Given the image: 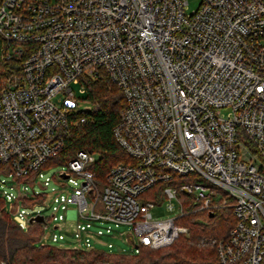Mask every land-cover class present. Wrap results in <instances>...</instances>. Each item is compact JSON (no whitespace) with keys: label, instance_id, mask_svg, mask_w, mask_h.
Returning a JSON list of instances; mask_svg holds the SVG:
<instances>
[{"label":"built area","instance_id":"built-area-1","mask_svg":"<svg viewBox=\"0 0 264 264\" xmlns=\"http://www.w3.org/2000/svg\"><path fill=\"white\" fill-rule=\"evenodd\" d=\"M188 4L0 0V197L21 231L39 226L43 244L137 255L189 234L178 224L184 195L194 212L232 211L220 264H264V0H201L191 13ZM105 78L126 101L114 136L132 162L102 184L91 169L98 154L80 151L45 179L60 191L30 192L87 123L73 85L84 94ZM159 184V199L181 213L154 218V203L140 201ZM37 205H52L50 222ZM122 225L128 232L115 230ZM118 234L129 250L102 240Z\"/></svg>","mask_w":264,"mask_h":264},{"label":"trees","instance_id":"trees-1","mask_svg":"<svg viewBox=\"0 0 264 264\" xmlns=\"http://www.w3.org/2000/svg\"><path fill=\"white\" fill-rule=\"evenodd\" d=\"M83 101L92 106L91 110L81 111L87 123L69 132L60 155L49 163L68 162L80 151L98 154V161L91 169L97 181L104 184L113 166L132 162L114 136L126 101L120 89L108 78L89 82ZM177 180L184 183L191 181V176ZM164 185L159 184L149 192L160 193ZM8 207L9 204L0 197V264H220L218 244L228 238L235 224L231 210H218L211 217L204 211L194 212L191 207L178 220L179 224L189 228V235L179 236L166 248L151 250L144 247L137 255H121L40 244L42 232L39 226L21 231ZM198 240L211 245L202 246L196 243Z\"/></svg>","mask_w":264,"mask_h":264},{"label":"rangeland","instance_id":"rangeland-1","mask_svg":"<svg viewBox=\"0 0 264 264\" xmlns=\"http://www.w3.org/2000/svg\"><path fill=\"white\" fill-rule=\"evenodd\" d=\"M200 2H201V0H189L188 9H187L188 12L191 13V12L197 10L199 8ZM73 89H74L76 96L78 98H84L86 96V93L82 94L80 92V90H81L80 85L74 84ZM79 107L84 111L91 110V108H92L91 104L88 102L79 103ZM66 167H67V165L65 162L64 163H62V162L48 163L43 170V172H44L43 178L38 177L35 180V186L27 185L30 192H33V190H35V191H39V192L48 193L52 190L53 187L60 191L61 187L57 182L52 181L50 183V186L47 187L46 189H44L43 185H44V181L47 177L53 178L55 175H57L58 172L65 170ZM1 179H7V177L5 175H1L0 180ZM4 188H6V187H3V188L0 187V190L2 191ZM66 190L68 191V188H66ZM65 194H67V192H65ZM159 197H160L159 191H153V192L146 193L140 200L141 202H152V203H154L155 207L152 209V212H151L154 218H158V219L166 218L168 216L178 215L179 213H181V205L179 203L177 204V202L176 203L173 202L175 205V208L173 211H169L170 202H168L162 198L159 199ZM179 198H180L184 212L187 213V211H188L187 209H190L192 207L189 198L184 196V195L183 196L179 195ZM26 210L30 212V209H26ZM34 210L42 211L43 214L47 218H49V222H50V217L53 213L52 212V205H49L48 207H47V205H37L34 208ZM15 219L18 220L17 218H15ZM180 225H182V224H180ZM48 228H49L48 232L52 231L53 223H50ZM115 230L119 233H126V232H128L129 227L122 225L118 228H115ZM124 238H125L124 236H121L120 234H118L117 236H113V237L104 236L102 238V240L105 242L112 243L115 246V250L117 252V251H122L123 249H126V250L130 249V247H128L129 245L124 242ZM196 243L200 244L202 246L211 245V243H207L204 240H198ZM40 244H43V243L41 242ZM101 248L104 249L105 252H108L106 250V247H101ZM121 255H125V254H121Z\"/></svg>","mask_w":264,"mask_h":264},{"label":"water","instance_id":"water-1","mask_svg":"<svg viewBox=\"0 0 264 264\" xmlns=\"http://www.w3.org/2000/svg\"><path fill=\"white\" fill-rule=\"evenodd\" d=\"M210 216L213 217V214H210ZM38 221H39V222H42V221H43V218H41V217L38 218Z\"/></svg>","mask_w":264,"mask_h":264}]
</instances>
